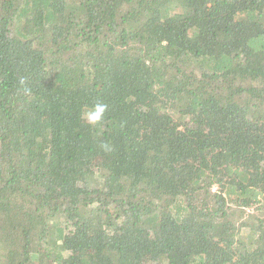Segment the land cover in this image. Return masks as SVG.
<instances>
[{
	"label": "trees",
	"instance_id": "1",
	"mask_svg": "<svg viewBox=\"0 0 264 264\" xmlns=\"http://www.w3.org/2000/svg\"><path fill=\"white\" fill-rule=\"evenodd\" d=\"M0 264H264V0H0Z\"/></svg>",
	"mask_w": 264,
	"mask_h": 264
}]
</instances>
